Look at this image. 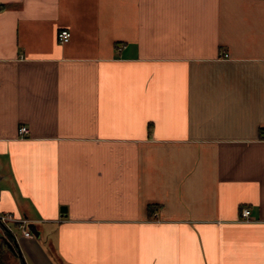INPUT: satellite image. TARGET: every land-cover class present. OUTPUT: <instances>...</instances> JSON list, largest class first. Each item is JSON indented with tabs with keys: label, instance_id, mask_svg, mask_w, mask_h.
<instances>
[{
	"label": "crops",
	"instance_id": "crops-1",
	"mask_svg": "<svg viewBox=\"0 0 264 264\" xmlns=\"http://www.w3.org/2000/svg\"><path fill=\"white\" fill-rule=\"evenodd\" d=\"M0 5V213L38 232L26 264H264V0Z\"/></svg>",
	"mask_w": 264,
	"mask_h": 264
},
{
	"label": "built area",
	"instance_id": "built-area-1",
	"mask_svg": "<svg viewBox=\"0 0 264 264\" xmlns=\"http://www.w3.org/2000/svg\"><path fill=\"white\" fill-rule=\"evenodd\" d=\"M70 38L71 33L68 30L62 29L58 32V41L61 44L69 42ZM28 133L29 129L26 126H22L20 128V134L22 136ZM242 216L248 220L250 210L243 209ZM10 224L16 225L17 229L24 237H30L33 235L31 229L29 228V221L27 219H17L10 213H0V240L8 242L12 247H14V239L17 241V237Z\"/></svg>",
	"mask_w": 264,
	"mask_h": 264
},
{
	"label": "trees",
	"instance_id": "trees-1",
	"mask_svg": "<svg viewBox=\"0 0 264 264\" xmlns=\"http://www.w3.org/2000/svg\"><path fill=\"white\" fill-rule=\"evenodd\" d=\"M0 9H2V5H0ZM260 137H264V129H261ZM158 208L159 207L157 205H150L148 207V217L152 218L154 212ZM11 256L18 257L16 252L12 249V246L8 242L0 240V264H12L10 260Z\"/></svg>",
	"mask_w": 264,
	"mask_h": 264
},
{
	"label": "water",
	"instance_id": "water-1",
	"mask_svg": "<svg viewBox=\"0 0 264 264\" xmlns=\"http://www.w3.org/2000/svg\"><path fill=\"white\" fill-rule=\"evenodd\" d=\"M31 231L33 232V234L38 237L39 234L38 232L36 231V229L33 227V225H29ZM14 238V237H13ZM12 249L17 253L19 259H20V262L21 264H26L25 262V259L23 257V255L21 254V251H20V248H19V245L17 244V241L14 239V247H12Z\"/></svg>",
	"mask_w": 264,
	"mask_h": 264
},
{
	"label": "rangeland",
	"instance_id": "rangeland-1",
	"mask_svg": "<svg viewBox=\"0 0 264 264\" xmlns=\"http://www.w3.org/2000/svg\"><path fill=\"white\" fill-rule=\"evenodd\" d=\"M13 230H14L15 234L20 238V236H21L20 231L15 229V228H13Z\"/></svg>",
	"mask_w": 264,
	"mask_h": 264
}]
</instances>
